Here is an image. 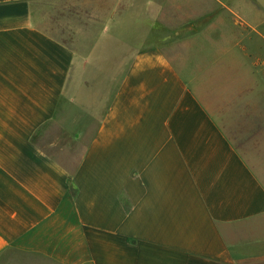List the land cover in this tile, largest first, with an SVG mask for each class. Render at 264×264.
<instances>
[{
  "label": "crops",
  "instance_id": "0c3cea01",
  "mask_svg": "<svg viewBox=\"0 0 264 264\" xmlns=\"http://www.w3.org/2000/svg\"><path fill=\"white\" fill-rule=\"evenodd\" d=\"M45 1L0 0V264H264V10L114 0L69 42Z\"/></svg>",
  "mask_w": 264,
  "mask_h": 264
},
{
  "label": "rangeland",
  "instance_id": "374dc122",
  "mask_svg": "<svg viewBox=\"0 0 264 264\" xmlns=\"http://www.w3.org/2000/svg\"><path fill=\"white\" fill-rule=\"evenodd\" d=\"M111 1L114 0H49L42 2L41 5L46 12L45 14L49 13L47 16L50 17L49 22L46 24L47 30L60 39L69 42L71 35L75 34L76 31H83L91 35L92 22L96 21L99 17L107 16ZM259 13L260 16L256 18V22L261 26V30H264V11H260ZM165 32L168 31L166 30ZM176 35L178 34L176 33ZM254 37L252 36L250 39ZM247 44V47L251 48L255 54L264 58L263 41L258 40L255 46H253L255 42L251 46H249L250 42H245V46ZM260 69L263 71L264 68L260 67ZM260 82L261 85H264V78H260ZM253 137L264 139L262 133L260 136L255 135ZM234 144L241 150L247 162L264 181V140L247 143L235 141ZM254 154L258 156L253 157Z\"/></svg>",
  "mask_w": 264,
  "mask_h": 264
},
{
  "label": "water",
  "instance_id": "95a60500",
  "mask_svg": "<svg viewBox=\"0 0 264 264\" xmlns=\"http://www.w3.org/2000/svg\"><path fill=\"white\" fill-rule=\"evenodd\" d=\"M264 10V0H254Z\"/></svg>",
  "mask_w": 264,
  "mask_h": 264
}]
</instances>
